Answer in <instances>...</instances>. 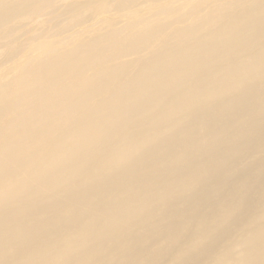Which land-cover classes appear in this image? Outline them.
Here are the masks:
<instances>
[{
  "label": "bare ground",
  "instance_id": "6f19581e",
  "mask_svg": "<svg viewBox=\"0 0 264 264\" xmlns=\"http://www.w3.org/2000/svg\"><path fill=\"white\" fill-rule=\"evenodd\" d=\"M0 264H264V0H0Z\"/></svg>",
  "mask_w": 264,
  "mask_h": 264
},
{
  "label": "rangeland",
  "instance_id": "374dc122",
  "mask_svg": "<svg viewBox=\"0 0 264 264\" xmlns=\"http://www.w3.org/2000/svg\"><path fill=\"white\" fill-rule=\"evenodd\" d=\"M156 4H162V3H156ZM148 5V3H144V4H139L137 7L138 8H142V7H146ZM140 10H142V9H140Z\"/></svg>",
  "mask_w": 264,
  "mask_h": 264
}]
</instances>
